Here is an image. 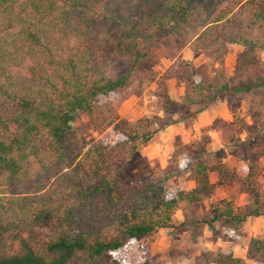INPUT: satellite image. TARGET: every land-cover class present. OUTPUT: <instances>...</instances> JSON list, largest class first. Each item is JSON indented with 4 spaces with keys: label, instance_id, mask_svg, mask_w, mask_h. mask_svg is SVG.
I'll return each instance as SVG.
<instances>
[{
    "label": "trees",
    "instance_id": "1",
    "mask_svg": "<svg viewBox=\"0 0 264 264\" xmlns=\"http://www.w3.org/2000/svg\"><path fill=\"white\" fill-rule=\"evenodd\" d=\"M173 37L214 60L230 44L243 47L233 86L223 71L201 78L187 61L170 73L185 85L193 117L223 93L264 87V0H0V264H150L144 244L161 228H178L174 215L214 194L209 173L228 178L225 165L194 164L196 185L168 198L162 183L124 186L111 175L129 148L149 142L174 121L145 117L130 122L103 96L125 90L147 52L146 41ZM133 58L117 77L113 60ZM173 105L178 102L170 101ZM85 112L95 128L112 126L123 138L85 152L73 120ZM157 124L158 127H154ZM249 195L248 212L233 199L212 204L207 218L241 237L248 217L264 215V187L254 167L235 177ZM247 257L264 264V237H253ZM246 264L232 251L205 252L197 264Z\"/></svg>",
    "mask_w": 264,
    "mask_h": 264
},
{
    "label": "rangeland",
    "instance_id": "2",
    "mask_svg": "<svg viewBox=\"0 0 264 264\" xmlns=\"http://www.w3.org/2000/svg\"><path fill=\"white\" fill-rule=\"evenodd\" d=\"M144 49L147 54L136 64L131 84L99 101H110L117 114L130 122L145 117H164L174 122L149 142L129 148L124 158L115 162L118 171L111 176L126 187L162 183L167 197L171 198L176 197L181 188L195 187L194 164L198 161L223 164L229 175H234L224 178L219 171H211L212 197L195 205H182L174 218L177 223H189L178 228L159 229L144 244L145 255L150 264H197L205 252L216 256L232 251L246 264H255L247 253L253 237H264V215L248 217L237 241L224 235L228 228L221 221L215 223L220 235L214 234L205 223L195 226L190 221L209 217L212 204L225 198L233 199L236 207L248 212L249 195L235 177L245 176L250 167H254L256 178L264 187V87L250 92L223 93L203 112L186 117L197 107L184 103L185 85L172 76L170 68L178 61H187L207 81L223 71L234 87L253 83L257 72L251 69L245 77L239 76L237 58L243 47L238 44H230L222 60L212 59L178 37L150 39ZM259 56L264 60V51L259 52ZM133 62V58L111 61L110 75L119 76ZM73 126L82 152L93 144L114 143L123 138L112 126L95 128L85 112L75 117Z\"/></svg>",
    "mask_w": 264,
    "mask_h": 264
}]
</instances>
